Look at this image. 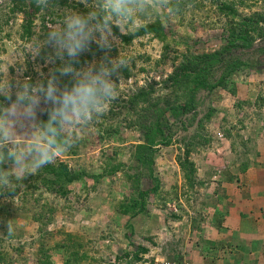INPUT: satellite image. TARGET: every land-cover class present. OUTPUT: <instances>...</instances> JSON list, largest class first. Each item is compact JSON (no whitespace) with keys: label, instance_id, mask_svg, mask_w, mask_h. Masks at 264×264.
<instances>
[{"label":"rangeland","instance_id":"374dc122","mask_svg":"<svg viewBox=\"0 0 264 264\" xmlns=\"http://www.w3.org/2000/svg\"><path fill=\"white\" fill-rule=\"evenodd\" d=\"M67 1L53 6L46 3L32 15L33 32L27 38L22 23L31 14L11 12L9 0H0V109L15 105L23 115L17 130L24 137L38 134L43 130L40 117L59 106L46 99L54 69L57 95L71 92L89 76L104 73L116 85V97L86 127L75 128L77 143L54 161L82 172L81 179L66 185L65 196L47 190L33 178L40 169L23 180L14 177L15 190L0 194V264H40L45 259L54 264H139L152 257L182 262L185 251L180 232L188 228L198 232L203 224L205 227L215 204L224 201L219 198L225 194L223 182L238 171V166L231 165L242 164L247 150L264 142V53L255 50L264 47V38L257 36L252 48L234 51L248 64L227 78L224 86L199 90L194 110L169 118L171 142L155 146L152 168L159 187L154 191L147 169L137 167L131 155L142 141L139 116L144 114L139 111L145 104L135 102L131 106L129 101L143 89L150 91L154 100L170 99L172 103L175 94L160 82L172 71L173 57L221 47L228 18L211 0L178 8L169 0L166 11L153 6L144 13L133 11L130 17L110 19L122 33L158 19L166 33L164 41L145 34L123 42L109 25L101 40V31L94 28V39L85 41L87 47L69 62L67 51L56 55V42L46 34L53 29L63 31L69 16L95 13L98 17L103 0ZM247 3L238 6L241 14L264 11V0ZM96 23L97 19L91 20L89 26ZM90 41L99 44V51L91 49L90 60L81 66L73 64L89 51ZM67 67L73 71L61 75L58 69ZM220 74L217 70L212 81ZM66 80L69 86L64 84ZM25 82L32 101L20 98ZM38 83L44 91H33ZM29 106L33 115L25 114ZM72 131L65 129L60 134ZM186 148L195 167L193 186L188 185L178 165V157ZM116 164L120 168L112 171ZM136 179L139 189L149 190L145 212L121 214L120 203L137 198ZM7 222L14 227L11 235L7 234ZM135 245L149 248L141 260H133Z\"/></svg>","mask_w":264,"mask_h":264},{"label":"trees","instance_id":"16d2710c","mask_svg":"<svg viewBox=\"0 0 264 264\" xmlns=\"http://www.w3.org/2000/svg\"><path fill=\"white\" fill-rule=\"evenodd\" d=\"M39 6L36 5L35 0H9L11 4V12H23L25 15L31 14L28 18L23 19L22 32L28 38L32 34L33 18L32 15L39 12L47 4L53 6L54 4H67V0H42ZM197 0H173L172 7L178 8L181 5L189 3H196ZM214 3L218 11L224 14L228 21L225 22V43L218 49L211 52L191 53L185 52L173 57V69L167 74V76L160 82L161 85L169 88L175 97L173 102L170 99L159 101L150 97V91L143 89L140 92L133 95L129 103L131 106L135 102H143L145 105L141 107L139 116L142 119L140 125L142 131V141L134 146L132 151V157L137 163V167H145L147 169V176L153 181L151 190L156 191L158 189V179L153 175V162L154 152L156 151V145H168L171 142V118H178L179 116L191 112L196 107L195 96L201 89L212 90L217 86H224L225 81L234 72L240 69L243 65L248 64L246 60H241L234 54L236 49H248L254 45L255 38H264V26L260 23L264 22V11H254L251 14L238 11V6L247 5L248 0H211ZM82 6V3H77ZM251 6V5H249ZM98 20L103 23V17L105 11L103 4H99ZM108 25L111 27L113 33L118 36L123 42H129L137 36L145 34H152L161 41L166 38V33L162 22L158 19L154 21H148L140 26L136 27L134 31L122 33L118 27L108 21ZM47 36L49 35L46 34ZM89 51L82 55L79 60H75L73 64L81 66L83 61L90 60L91 49L93 51H99V44L89 43ZM88 47V48H89ZM167 47V45H165ZM264 53V47L262 49H255ZM178 61H175L178 57ZM176 62V63H174ZM217 70L221 71L219 78L216 81H212ZM128 76V72L125 73ZM66 86L70 83L68 80L64 82ZM178 92H182L178 95ZM168 114V115H167ZM168 116V117H167ZM209 116V115H208ZM170 118V119H169ZM43 130H46L47 122L50 119V113L45 112L41 117ZM52 123L57 125L58 122L53 120ZM189 149L186 148L183 156L178 157V165L182 169L184 178L189 186H193L195 183V167L192 160L189 159ZM120 168L119 164L112 165V171H116ZM99 175L94 176L97 178ZM82 172L73 170L63 161H56L42 167L39 172L33 177L37 181L51 192L58 195L65 196L68 193L67 184H70L78 179H81ZM135 185L137 187V198L129 199V202H121L120 213L130 214L135 216L139 213L145 212V202L147 199L149 190L139 189V180ZM219 219L215 218V223L218 225ZM136 250L132 252L133 260H141L142 255L149 251L148 247L135 245ZM47 260V259H45ZM44 260V261H45ZM42 261L40 264H54L49 261Z\"/></svg>","mask_w":264,"mask_h":264},{"label":"clouds","instance_id":"9594fccd","mask_svg":"<svg viewBox=\"0 0 264 264\" xmlns=\"http://www.w3.org/2000/svg\"><path fill=\"white\" fill-rule=\"evenodd\" d=\"M41 2L42 0H35L37 6ZM168 3L169 0H103V23L99 22L95 13L69 16L65 21L66 28L63 31L53 29L49 32V39L56 42V55L67 51L71 62L77 58L82 48L87 47L85 41L94 39V28L101 31V40L104 39V29L108 27V21L113 16L130 17L133 11L144 13L153 6L166 11ZM94 19H97L95 26H89ZM55 71L57 70H53L52 78L48 80L46 99H51L59 106L51 111L46 130L24 137L17 130V125L23 123V115L17 111L15 105L7 110L0 109V194L6 190H15L14 177L16 180H23L70 150L78 141L75 128L86 127L116 97V85L108 81L104 73L95 77L89 76L86 81L82 80L74 85L71 92L64 91L62 95H57L59 90L53 82ZM58 71L64 75L73 69L67 67ZM23 87L25 91L20 98L32 101L33 96L27 93L29 84L25 82ZM37 90L44 91L42 83H38L33 89L34 92ZM7 98L10 99V96ZM25 114L33 115L31 106L25 109ZM53 120L58 122V127L52 123ZM65 129L73 131L61 135L60 132ZM6 227L7 234H13L14 227L10 222H7Z\"/></svg>","mask_w":264,"mask_h":264},{"label":"crops","instance_id":"0c3cea01","mask_svg":"<svg viewBox=\"0 0 264 264\" xmlns=\"http://www.w3.org/2000/svg\"><path fill=\"white\" fill-rule=\"evenodd\" d=\"M231 166L238 171L223 182L225 198L219 197L224 201L216 202L212 218L198 232H180L188 264H264V142Z\"/></svg>","mask_w":264,"mask_h":264},{"label":"built area","instance_id":"2783aa9c","mask_svg":"<svg viewBox=\"0 0 264 264\" xmlns=\"http://www.w3.org/2000/svg\"><path fill=\"white\" fill-rule=\"evenodd\" d=\"M219 137L222 136L221 133L217 134ZM139 264H188L187 262H177L174 260H169V259H158V258H149L147 261H144L143 263Z\"/></svg>","mask_w":264,"mask_h":264}]
</instances>
